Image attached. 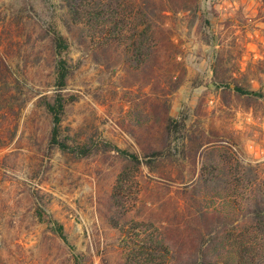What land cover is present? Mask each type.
<instances>
[{"label": "rangeland", "instance_id": "rangeland-1", "mask_svg": "<svg viewBox=\"0 0 264 264\" xmlns=\"http://www.w3.org/2000/svg\"><path fill=\"white\" fill-rule=\"evenodd\" d=\"M146 1L117 2L114 28L74 22L64 0H0V264H186L213 232L203 212H243V166L264 181V0H151L150 55ZM53 30L68 42L60 139L87 156L50 145ZM213 162L229 175L212 195Z\"/></svg>", "mask_w": 264, "mask_h": 264}, {"label": "trees", "instance_id": "trees-1", "mask_svg": "<svg viewBox=\"0 0 264 264\" xmlns=\"http://www.w3.org/2000/svg\"><path fill=\"white\" fill-rule=\"evenodd\" d=\"M65 4L63 7L72 11L73 21L77 22L82 20L81 16L85 18V14L88 19L99 20L101 17L104 21L108 23H113L114 28H117L119 23L122 21L118 20L117 12V2H122L123 0H97V7L92 9H87L85 5L87 0H64ZM90 1V0H89ZM152 4H149L147 1L145 4L139 5V10L134 19L137 21L138 16L142 13V16L145 18L143 21L146 26V34L149 36L151 33L152 36L150 43L147 46L146 51L149 52V55L153 53L154 48L156 47V40L154 37V30L157 25V10L153 1L149 0ZM99 3V4H98ZM119 7V5H118ZM140 26L136 22L134 28ZM52 42L56 54V93L48 100H46L45 107L48 113L52 117L54 124L53 132L50 140V145L58 147L61 150H70L72 152H79L81 156H87L91 153V150L86 146H70L67 142L60 139L59 127L62 121L63 113L65 111V106L67 100L62 94V90L66 86V81L69 77V64L68 61L63 57V54L68 51V42L63 34L59 30H53L52 32ZM145 47V42L140 40L136 42V48L138 55L139 51ZM141 59V58H139ZM239 93H244L241 88L236 89ZM177 120L173 118L168 119L167 129L169 132L177 131L179 128L177 125ZM129 161L133 163H140L139 157L135 154H128ZM160 152H154L153 158L161 157ZM152 160H149L147 163H151ZM220 163V162H219ZM218 162H213L209 166V169L204 171V174L201 178L205 183L210 184V188L206 189L209 193H216L218 190L220 192L219 182L222 178L228 176L229 173H226L225 168H219ZM260 165L255 167L246 164L243 166V170L239 173L236 178L239 184L243 183L247 189L245 192H240L242 199H244L245 205H243V212H240V215L235 214L230 218H225L224 220H219L217 214L211 213H201L210 215L212 221L209 223L212 227V233L207 237L201 236L200 240L197 243V246L194 250V253L189 257L190 259L186 264H264V181H260L259 170ZM232 170V169H231ZM245 170V171H244ZM238 173L236 169L235 174ZM234 174V175H235ZM233 175V176H234ZM232 177V175H231ZM243 179V180H242ZM242 180V181H241ZM261 183H260V182ZM207 184V185H208ZM202 188V187H201ZM198 188L199 193L201 189ZM216 192H213L216 190ZM208 192L205 195L210 196ZM244 193L246 194L244 196ZM202 194V196L206 197ZM213 195V194H212ZM240 216V217H239ZM58 232L61 237H64L62 226H58ZM205 236V235H204ZM161 247H163L166 254L171 253L169 245H164L159 242ZM74 264H83L79 256L75 257Z\"/></svg>", "mask_w": 264, "mask_h": 264}]
</instances>
